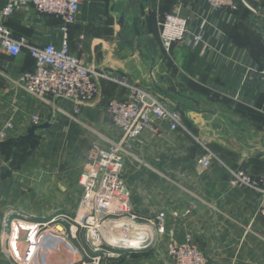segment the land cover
I'll list each match as a JSON object with an SVG mask.
<instances>
[{"label": "crops", "instance_id": "crops-1", "mask_svg": "<svg viewBox=\"0 0 264 264\" xmlns=\"http://www.w3.org/2000/svg\"><path fill=\"white\" fill-rule=\"evenodd\" d=\"M116 1H81L76 20L68 27L69 52L95 71L104 70L162 96L182 113L186 128H165L160 138L145 133L132 142V157L125 160L122 172L132 212L143 220L164 212L173 241L180 243L184 234H191L209 264H264V217L257 214L260 197L250 189L230 187L226 171V167L241 169L252 177L264 171V153H249L245 144L264 136L260 73L264 69V0H251L257 3L256 9L241 0L235 12L214 10L206 0L142 2V19L136 20V26L146 25L158 45L157 19L180 4V13L190 18L189 31L201 37L200 47L194 48L188 36L172 47L169 57L161 53L153 77L171 74L215 112L216 116L204 118L216 136L155 91L148 61L119 45L113 18ZM5 6L6 0H0V23L15 39L25 37L34 46L61 44L60 21L37 14L30 0L4 20ZM142 52L147 54L145 46ZM33 69L34 61L27 53L0 54V135H5L0 137V227L73 214L81 197L78 182L87 151L92 144L105 146L120 136L105 107L112 99L124 98L122 86L99 81L100 95L74 113L67 101H42L17 85L18 76ZM32 127H37L33 137L23 141ZM240 130L245 131L243 137H235L233 133ZM204 148L221 163L213 162L197 172L196 162ZM167 244L164 237L155 249L132 254L149 257L152 264H169Z\"/></svg>", "mask_w": 264, "mask_h": 264}, {"label": "built area", "instance_id": "built-area-1", "mask_svg": "<svg viewBox=\"0 0 264 264\" xmlns=\"http://www.w3.org/2000/svg\"><path fill=\"white\" fill-rule=\"evenodd\" d=\"M81 1L30 0L37 14L60 21L59 30L63 40L59 46H34L25 37L15 39L9 28L0 23V54L17 57L21 53H27L34 61V69L21 73L17 78V85L28 95L42 101L48 98L62 99L71 104L74 113H78L80 107L88 105L100 95L101 80L119 84L126 91L123 99H112L105 107L109 122L119 130L120 136L117 141L105 146L92 144L87 151L78 182L81 197L74 219L68 220L74 224L75 231L77 228L88 230V242L97 255V263L101 254L114 259L124 253L155 249L166 237L169 264H209L191 234H184L180 243L173 241L172 234L166 228L164 212L144 220L132 212L129 192L122 180L125 160L132 157V142L145 133L160 138L165 128L170 131H186L183 115L172 108L165 98L150 89L119 80L104 70L95 71L69 52L68 27L74 24ZM206 1L214 10L230 12H235L242 3L241 0ZM24 4L25 0H6L2 11L3 19L9 18ZM180 7L181 4L157 19L159 45L164 57H169L172 47L183 43L188 36L194 48L203 44L199 35L189 31L190 18L180 13ZM260 73L264 79V69ZM32 123L38 124L36 117L32 118ZM7 127L10 128V125ZM4 136L3 133L0 135ZM204 150V154L196 162L197 172L208 169L213 162L221 163L211 151L207 148ZM226 171L230 187L247 188L259 195L257 214L264 217V171L256 177L241 169L226 167ZM188 214L189 210L184 212V216ZM64 220L65 217H61V221ZM52 222L54 220L47 224ZM106 222L110 224V240L107 241L101 234ZM46 225L34 224L33 235ZM115 231L145 233L149 239L145 245L127 244L115 238ZM115 245H121L126 251L117 249Z\"/></svg>", "mask_w": 264, "mask_h": 264}, {"label": "rangeland", "instance_id": "rangeland-1", "mask_svg": "<svg viewBox=\"0 0 264 264\" xmlns=\"http://www.w3.org/2000/svg\"><path fill=\"white\" fill-rule=\"evenodd\" d=\"M74 215L75 212L71 215L57 216L48 221L51 222L54 220V222L50 224H47L48 222L37 223L40 225H47L45 227H40L35 235H33L34 224L20 222L22 225L19 226L17 223L14 225H10V223H5L3 226L1 225L0 234L3 237L0 242V264L153 263L149 257L144 255H133L132 253L128 255L124 254L114 259H110V257L101 254L99 255L100 260L97 263V257H95L96 254L93 252V249L88 242V230L77 228L75 231L74 224L70 222V220L74 219ZM61 217H65L64 222L61 221ZM108 220L110 221V219ZM107 222L105 223L104 228L101 229V234L105 241L110 240V224ZM126 226L129 227V224L126 223ZM60 246L64 248L66 253L73 254L70 259L67 258L66 255H58L59 250H57V248H60ZM104 248L103 251L105 250ZM56 258H63V260L61 262ZM153 259H155V257H153Z\"/></svg>", "mask_w": 264, "mask_h": 264}, {"label": "water", "instance_id": "water-1", "mask_svg": "<svg viewBox=\"0 0 264 264\" xmlns=\"http://www.w3.org/2000/svg\"><path fill=\"white\" fill-rule=\"evenodd\" d=\"M143 0H117L118 8L113 13V18L119 31L115 34L120 46L132 48L134 53L139 57L148 61V73L152 81V86L159 94L167 97L170 101L182 109L185 116L190 121L199 125L202 129L209 131L213 136H216L210 129V124L204 118L205 116H216L215 112L208 110L207 106L195 99L181 83L175 81L171 74H162L154 79L153 71L160 61V48L156 40L149 35L148 27L136 26V20H141V5ZM243 2L250 8L256 9L257 3L251 0H243ZM145 46L147 54L144 55L142 47ZM164 84L165 87H161ZM37 127H32L29 134L23 138V141L33 137L34 130ZM244 130L233 133L235 137L242 138ZM264 136L259 139L246 141L249 153L263 154L264 145L262 144ZM116 239L127 244H141L145 245L148 242V235L145 233H131L123 231H115L113 233Z\"/></svg>", "mask_w": 264, "mask_h": 264}, {"label": "bare ground", "instance_id": "bare-ground-1", "mask_svg": "<svg viewBox=\"0 0 264 264\" xmlns=\"http://www.w3.org/2000/svg\"><path fill=\"white\" fill-rule=\"evenodd\" d=\"M115 246L119 250L126 251L125 248H123L121 245H115ZM57 250H59V253L57 251L58 255L60 254L59 256H65L66 255V257L70 259L72 257V255H73V254L66 253L65 250H64V248H62V246H60V248H57ZM56 259L57 260H60L61 262L63 260V258H56Z\"/></svg>", "mask_w": 264, "mask_h": 264}, {"label": "trees", "instance_id": "trees-1", "mask_svg": "<svg viewBox=\"0 0 264 264\" xmlns=\"http://www.w3.org/2000/svg\"><path fill=\"white\" fill-rule=\"evenodd\" d=\"M28 55V54H27ZM29 56V55H28ZM30 57V56H29Z\"/></svg>", "mask_w": 264, "mask_h": 264}]
</instances>
